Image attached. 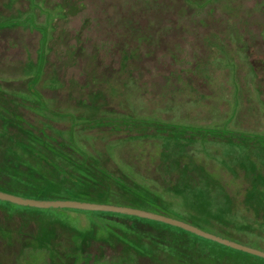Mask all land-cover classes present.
Here are the masks:
<instances>
[{
	"label": "rangeland",
	"instance_id": "rangeland-1",
	"mask_svg": "<svg viewBox=\"0 0 264 264\" xmlns=\"http://www.w3.org/2000/svg\"><path fill=\"white\" fill-rule=\"evenodd\" d=\"M195 1L0 0V165L71 182L29 143L109 199L264 252V0ZM30 15L36 28L2 25ZM53 215L0 206V264H178L126 228L100 243L91 216ZM193 247L208 261L185 264H264Z\"/></svg>",
	"mask_w": 264,
	"mask_h": 264
},
{
	"label": "trees",
	"instance_id": "trees-1",
	"mask_svg": "<svg viewBox=\"0 0 264 264\" xmlns=\"http://www.w3.org/2000/svg\"><path fill=\"white\" fill-rule=\"evenodd\" d=\"M215 0H196V6L199 9L205 8L208 5H210ZM27 22L28 25L32 28H36V23L33 15H30V17L26 18L24 21H11L6 24H2L3 27H11L13 25L19 24V23H25ZM0 27H2L0 25ZM42 46H41V52L40 56L41 59L44 60L46 58V51L45 46L47 39L49 38L46 28L44 27V31L42 32ZM136 39L138 42H141L140 35L136 34ZM41 72V70L39 71ZM236 80L235 76V69L232 71V81L234 82ZM34 83H32V86ZM29 131V130H25ZM30 132V131H29ZM30 135V133H28ZM30 140L35 143H37L34 139L30 138ZM73 145H76L77 148H75V153L78 155L81 152V149L79 148V145L74 140L71 141ZM38 144V143H37ZM33 145V144H31ZM36 147V146H35ZM35 147H30L29 143H27L24 148L29 149L35 154H37L39 157H41L42 160H45L49 164H51L59 173L66 175L67 178L71 182H66L65 184H56L54 186H46L44 188L37 187L36 183L33 180V171L30 168H27L26 165L28 163L27 160L25 161V164L23 165V161H17V164L14 162H8L10 167H7L4 165H0V192L8 193L17 197H21L24 199H33V200H40V201H79V202H86V203H95V204H106V205H114V206H120V207H129L133 209H141L144 211H148L151 213L159 214L165 216V214H162L160 212H155L154 210H148L144 208H138L131 206L129 204H122L120 201H114L112 198L107 197L106 189L102 185L101 178L97 175H94L92 171L86 172L83 170V172H79V176L86 180H81L78 178H75L71 176L69 172L63 170L59 166L55 165L54 162L50 161L47 157H42V154L40 152H37ZM85 158V157H84ZM9 159V158H8ZM64 160H67L71 165L73 164L76 168H79L78 165L70 158V156H64ZM3 162V161H2ZM1 162V163H2ZM0 163V164H1ZM29 164H31L29 162ZM82 166L87 165V161L80 162ZM46 173V172H45ZM61 185V186H59ZM105 194V199L102 200H96L99 198V194ZM109 199V200H108ZM0 206L4 207H12V208H22V209H32L36 210L39 213L44 212L49 217H54V213L57 211H62L67 214L69 213H76V214H86L88 216H91L89 218V222L101 228L103 230V235L99 236L98 242H104L106 239L111 238L112 236H117L121 232L120 230L124 231L128 230V232H132L134 234H137V236H140L142 238H145L149 240L150 242L158 245V247L163 248L170 252V255L173 257V259L177 260L178 264H185L186 260L190 257V254L196 256L195 261L197 260H204L198 256V251H196V248L193 247V244L197 241L198 243L205 244L208 246H211L217 250V248L221 251H235L238 253H244L245 255L249 256L251 259L255 260L256 262H262L264 263V258L249 254L246 252H243L241 250L233 249L229 246H226L221 243L213 242L211 240L205 239V237L200 235H197L195 233H192L190 231H187L181 227H177L168 223H165L163 221H158L154 219H149L145 217H138L135 215H129L126 213H116V212H110V211H92V210H84V209H74V208H35V207H24L15 203H12L10 201L1 200L0 199ZM114 216L117 218L124 217L127 218V220L131 221V227L127 226L126 224H122L121 222L116 221H110L108 220L111 217H99V216ZM59 218V216L57 217ZM177 220H181L178 218H175ZM183 222H186L190 225H194L195 227H199L196 224H192L191 222H187L184 220H181ZM78 224V223H77ZM76 224V225H77ZM153 225V226H152ZM161 227V231H155L153 227ZM200 228V227H199ZM203 229V228H202ZM206 230V229H205ZM211 232L210 230H207ZM86 232H88L86 230ZM86 232L80 233L78 236L79 238H84L88 234ZM203 237V238H202ZM97 239V238H95ZM194 240V243L191 244ZM86 241V240H85ZM90 241V240H88ZM107 243V242H105ZM254 247V246H252ZM193 251V252H192ZM122 260V258L120 259ZM208 261V260H204ZM195 263V262H193ZM191 263V264H193ZM197 263V262H196ZM195 263V264H196Z\"/></svg>",
	"mask_w": 264,
	"mask_h": 264
},
{
	"label": "water",
	"instance_id": "water-1",
	"mask_svg": "<svg viewBox=\"0 0 264 264\" xmlns=\"http://www.w3.org/2000/svg\"><path fill=\"white\" fill-rule=\"evenodd\" d=\"M0 199L10 201L12 203L18 205H25L30 207L36 208H74V209H84V210H92V211H110L116 213H126L129 215H135L138 217H145L149 219H154L158 221H163L165 223L181 227L187 231L195 233L197 235L203 236L205 238L217 241L234 249L242 250L249 254L257 255L264 258V252L249 248L238 243L231 242L227 239L220 238L216 235L207 233L193 225H190L186 222L181 220L165 217L163 215L151 213L148 211L140 210V209H133L129 207H120V206H113V205H106V204H95V203H86V202H79V201H40V200H33V199H24L21 197H17L8 193L0 192Z\"/></svg>",
	"mask_w": 264,
	"mask_h": 264
}]
</instances>
